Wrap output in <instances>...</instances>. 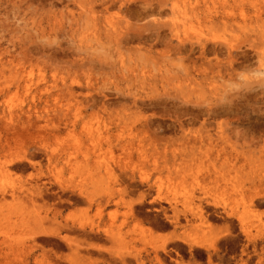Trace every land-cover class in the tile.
<instances>
[{
  "label": "rangeland",
  "instance_id": "374dc122",
  "mask_svg": "<svg viewBox=\"0 0 264 264\" xmlns=\"http://www.w3.org/2000/svg\"><path fill=\"white\" fill-rule=\"evenodd\" d=\"M121 1L141 11L145 0H0V136L5 145L0 165L34 153L29 159L40 171L25 161L28 170L0 168V189H14L23 199L27 184L47 179L41 174L47 172L46 155L36 150L44 141L49 151L70 161L60 165L57 179L50 177L55 182L50 188L62 194V185L68 198L82 193L95 199L92 205L66 204L55 216L58 201L22 203L12 202L10 193L5 200L0 196V264H35L36 258L42 264H72L76 255L61 238L44 234L34 239V232L73 222L84 224L86 231L103 230L100 235L88 231L86 243L98 250H81L83 264H204L195 257L186 260L185 246L201 250L206 264H264V205L251 203L256 193H264V0H147L166 5L162 14L142 19L125 13V7L120 10ZM227 14L232 20L226 27ZM186 17L192 19L186 27L194 40L239 47L251 64L225 66L226 55L210 54L213 63L222 58V76L206 78L192 70L195 80L186 88L161 77L166 68H178L174 46L147 39L127 44L122 39L119 45L120 36L115 38L120 31L134 35L145 24L151 26L144 36L151 37L158 29L155 19L169 23L159 28L161 38L170 36L174 22L185 37L179 22ZM186 109L192 116L202 114L188 120ZM28 111L40 128L12 136L9 129H20ZM148 118L161 127L146 126ZM179 120L185 134L197 137L195 143L182 142ZM90 129L100 133L95 143ZM47 130L52 136L45 141L41 136ZM163 207L178 216L180 226L165 219ZM200 208L222 214L225 208L230 215L226 220L209 215L200 222L193 217ZM185 217L192 221L185 223ZM61 235L75 244L81 239L65 229Z\"/></svg>",
  "mask_w": 264,
  "mask_h": 264
},
{
  "label": "bare ground",
  "instance_id": "6f19581e",
  "mask_svg": "<svg viewBox=\"0 0 264 264\" xmlns=\"http://www.w3.org/2000/svg\"><path fill=\"white\" fill-rule=\"evenodd\" d=\"M123 1H121L120 3H122ZM124 4H120L119 5V9L120 10H122L124 7H125V9H124V11H125V13H128L130 16H132L133 18H135V19H142V18H144V16H147V15H150V14H152V13H157V14H162L163 13V11L162 10H164V9H162L165 5H166V2H164V1H161V4H159V6H153V4L151 3V2H149V1H147V0H145L143 3V5H144V7H143V10H141V11H135V9L134 8H132L130 5H127L125 2H123ZM123 11V10H122ZM187 16V15H186ZM227 23H223L224 25H226V27L227 26H229L228 24V22L229 21H231L232 19L228 16V14H227ZM156 21V25H157V27H158V29H155L154 30V32H153V35H152V33H151V37H150V34H149V36L147 35V37H145L144 36V34L145 33H143L144 31H148L149 30V26H151V25H148V24H143L144 26H140V27H138L137 29H134L135 31H134V35H130L129 34V32L128 31H126V32H123V31H120V32H118V33H116L115 34V38H117L118 36H120L116 41L118 42V44L119 45H122L121 44V40L122 39H124L123 40V44L125 43V44H127V43H129V41H133V40H135V39H137L138 41H139V43H143L144 42V39H147V40H150V41H154V40H156L158 43H161V44H163L164 45V47H173L174 46V54H175V56H176V64L178 65L177 67V70H175V69H172V70H170V69H168V68H166L164 71H163V74H161V77H162V79H165L166 81H171V82H177L178 84H180V86L181 85H185L184 87H189L190 85H191V83L193 82L194 83V81L193 80H195V79H193V78H195V76H194V74H192L191 73V71L192 70H194V73H203L204 75H205V77L206 78H208L207 76H209V75H211V74H215V76L216 75H220L221 74V72H222V68L220 67L221 65H222V62H221V60H222V58H219V59H221L220 61H214L215 63H213L210 59V57L212 56V55H216L217 57L219 56V54H224V55H226V62L224 63L225 64V66H230V67H232L233 66V63H238V64H241V65H246V64H251V59H250V57H249V54L245 51V50H241L239 47H236V48H234V45H228V44H225V43H223V42H215V40L213 39L212 41H210V40H206V41H204V40H202V39H196V40H194L193 38H192V36L190 35V34H188L189 32H188V30H187V24L189 23V21H191V20H189V18H185L184 19V21L183 20H181L180 22H179V25L181 26V29H182V26L184 27L181 31H182V33L184 34V36L185 37H182V36H180L179 34V32H180V30L178 29L177 30V27H176V23L174 22V23H171V26H170V36L169 37H165V36H163V38H161V32L159 31V28L160 27H162V26H166V25H169V23H166V22H160V20L159 19H155ZM211 20H213V19H211ZM233 25V24H232ZM151 29V28H150ZM179 33V34H178ZM147 34H148V32H147ZM122 36V37H121ZM120 39V40H119ZM174 39H176V44L175 45H173L174 43H173V40ZM146 41V40H145ZM157 42H156V44H157ZM249 43V42H248ZM252 43H254V42H252ZM155 43H153V44H151L150 45V48H153L154 47V45H156ZM255 44V43H254ZM246 45V44H245ZM235 46H238V45H235ZM248 46V45H247ZM246 46V47H247ZM256 45H251V44H249V46H248V48L250 47L251 49H253V50H255L256 48ZM245 47V46H244ZM245 47V48H246ZM244 48V49H245ZM249 48V49H250ZM138 49V48H137ZM235 49H237L236 51H234ZM248 49V50H249ZM250 49V50H251ZM224 50V51H223ZM138 51V50H137ZM255 51H257V50H255ZM150 52H152L151 50H150ZM254 52V51H253ZM259 52V51H258ZM250 53V52H249ZM211 54V56L209 57V55ZM250 54H252V53H250ZM256 56H258L259 55V53H254ZM251 56V55H250ZM260 56V55H259ZM186 57L187 58V60L189 61L188 63H191V64H193L194 65V67L193 66H191V68H188L185 64H184V58ZM222 57V56H221ZM213 58H215L216 59V57H214L213 56ZM251 58H252V56H251ZM260 60V59H259ZM197 63H199V65L197 64ZM181 66V67H180ZM198 68H200V70L198 69ZM194 76V77H193ZM221 76H222V74H221ZM220 76V77H221ZM212 77H214V76H212ZM170 83V82H169ZM176 84V83H175ZM28 85H26V87H27ZM30 87V86H29ZM28 87V88H29ZM183 87V86H182ZM183 87V88H184ZM190 88H192V87H190ZM189 89V88H188ZM183 90V89H182ZM39 97H40V95H39ZM41 98V97H40ZM133 102V104H135V106H137L138 105V102L136 101V100H133L132 101ZM141 103V102H140ZM141 105H146L145 103H141ZM149 105H151V104H149ZM155 105H157V104H155ZM166 105H164V107H165ZM174 112H178V108H174ZM181 111V110H180ZM187 111V113H186V115L188 116V115H191V117L190 118H188V120H192V119H195V118H197L200 114H202L201 112H198V114H195V115H193L192 116V114H190V113H193L192 111H189V109L187 110H183L182 112H186ZM3 113H5V111L3 110ZM200 113V114H199ZM30 114V111H28V113L26 114L27 115V117L26 118H24L23 120H22V125H20V129L19 128H15V126H14V128H11V129H9V131L8 132H11V134H12V136H23V135H21L20 133H22L23 134V132H21L22 131V129L23 130H26V129H30L29 127H38V128H40L38 125H37V121H33L32 119H31V116L29 115ZM47 114V113H46ZM43 116V115H42ZM46 116V115H45ZM54 116H56V115H54ZM37 117H39V116H37ZM44 117V116H43ZM43 120V119H42ZM51 120H52V118H51ZM188 120H186V121H188ZM155 123H157V128L159 129L160 127H161V122H158V121H156V120H154V119H151V118H148V119H146V126H153ZM44 124V123H43ZM46 124H47V122H46ZM48 125V124H47ZM22 127V128H21ZM56 127V126H55ZM179 127L181 128V130L184 132V133H181V140H182V142H184L185 144L186 143H192V142H194L195 143V141L197 140V137H195V136H190L189 134H185V129H184V123H183V120L182 121H180L179 120ZM93 128H94V126H93ZM49 130H50V128H49ZM93 130H95V129H93ZM93 130H89V134H90V136H89V139H90V141L92 142V143H95L96 141H98L97 139H99L100 138V133L99 134H94L93 133ZM101 130V129H100ZM28 131V130H27ZM46 130H38V133H40V132H45ZM97 131H98V129H97ZM35 132V131H34ZM50 132H52V130L50 131ZM50 132H48V130H47V132H46V134H43L41 137H42V139L44 140L45 139V141L46 140H49V139H51V136H52V134L50 133ZM48 133H50V136L48 135ZM19 134V135H18ZM31 134V133H30ZM36 134V133H35ZM34 135V134H33ZM191 135H192V133H191ZM194 135V134H193ZM28 136H29V134H28ZM31 137H33V136H31ZM35 137V136H34ZM33 137V138H34ZM15 138V137H14ZM21 138V137H20ZM20 138L18 137V138H16V139H19L20 140ZM24 138H25V136H24ZM57 138V137H56ZM8 139V138H7ZM7 139H4V140H6V141H8L9 142V140H7ZM32 139V138H31ZM29 140V139H28ZM33 140V139H32ZM60 139H57V141H59ZM17 141V140H16ZM15 141V142H16ZM26 141V140H25ZM34 141H35V138H34ZM63 141V143L66 141L65 140V138H64V140H62ZM20 142H22L21 140H20ZM55 142V141H54ZM11 144V143H10ZM42 145L40 146V147H38L36 150H38V151H40V152H42V153H44L45 155V158H47V160L46 161H48V166H47V168H45L46 170H47V172L45 173L44 171L42 172L41 171V174L43 173V175H45V176H43V177H47V179L46 180H37L38 182H36L35 184H31V186H28V184H27V186L25 187L24 185H23V187H25V189H24V192L23 193H26V192H28L27 193V195L23 198V199H20V195H17V193H16V190H12V191H10V192H8L9 190L7 189V191L6 190H4V189H0V196H2V200H5V195L7 194V193H10V196L12 197V202L13 201H20V202H22V203H25V202H23V200H26V199H29L30 201H31V203H36V201H38L39 199H41V200H46V201H48V200H53V201H58V203H57V205H59V206H61V208H55V211H54V215L55 216H57V215H60L61 213H62V208L63 207H66L65 205L67 204V205H74V204H77V203H82V202H85V203H88L89 205H92L93 204V200H95V199H91V198H89L88 196H84L82 193H80L79 195H78V197L77 198H74L73 197V195L74 194H72V197L70 198V196L71 195H69V198H68V194H66L65 195V187L64 186H62L61 184V186H60V188L59 189H61V190H59V191H62V194L61 193H59L58 191H55V190H52L51 188H50V186L49 185H52V184H54L55 185V182L53 183V179H57V175L56 174H60V172H62L63 171V166H60L61 164H63V165H66V164H69L70 163V161H69V159L67 158V159H65V157L64 156H56V154L53 152V150H51V151H49L48 150V146H46V144H44V141H43V143H41ZM43 144H44V146H43ZM65 144V143H64ZM7 145V144H6ZM4 143L1 141V136H0V151H2V149H4ZM8 146V145H7ZM10 146V145H9ZM37 147V146H36ZM8 148V147H7ZM10 148H12V147H10ZM10 151V150H9ZM65 151V150H64ZM3 152H4V150H3ZM6 152V151H5ZM8 154V153H7ZM34 154V153H33ZM33 154H32V156H33ZM2 155H3V153H2ZM9 156H10V154H9ZM31 156V155H30ZM30 156H28V154H24L23 156H17L16 157V159L14 158V159H6L7 161L4 163V164H2V165H0V168L1 169H3V170H5L6 171V173L8 172V170H9V167H10V169H16V170H20V171H23V170H25L26 169V167L29 165V167L31 166V167H33L34 166V168H35V164H36V162L35 161H33L31 158L29 159V157ZM31 156V157H32ZM6 157V156H5ZM22 161H25V163H27L28 165H26V164H23V162ZM27 161V162H26ZM111 162V161H110ZM40 164V163H39ZM38 163H37V166L39 165ZM46 164V163H45ZM112 165V164H111ZM36 166V167H37ZM40 166V165H39ZM103 166H105V165H103ZM113 166V165H112ZM39 168V167H38ZM55 168H60V169H58V170H56V172H54L53 171V169H55ZM72 168H74V167H72ZM71 168V169H72ZM114 168V167H113ZM39 169H41V168H39ZM27 170H28V167H27ZM35 171L37 170V168H35L34 169ZM42 170V169H41ZM104 170H106L105 168H104ZM37 171H39V170H37ZM74 171H76L75 170V168H74ZM107 171V170H106ZM109 171H111V170H109ZM40 172V171H39ZM72 172V171H71ZM112 172V171H111ZM2 173H4V171H2ZM1 172H0V175L2 174ZM35 173V172H34ZM38 173V172H37ZM76 173V172H75ZM36 174V173H35ZM39 174V173H38ZM72 174V173H71ZM106 174H110L109 172L108 173H106ZM5 175V174H4ZM7 175V174H6ZM37 175V174H36ZM1 176H3V175H1ZM0 176V177H1ZM30 176V175H29ZM42 176H41V178H42ZM53 177V179H51L50 177ZM62 176V175H61ZM4 177V176H3ZM7 177H8V175H7ZM34 178V177H33ZM37 178V177H36ZM102 178V177H101ZM30 179H31V177H30ZM35 179V178H34ZM33 179V180H34ZM42 179H44V178H42ZM65 178H63V181H65L64 180ZM1 180V179H0ZM28 180V179H27ZM70 180V179H69ZM101 180V179H100ZM29 181V180H28ZM41 181V182H40ZM52 181V182H51ZM57 181H59V180H57ZM62 181V180H61ZM67 181V180H66ZM65 181V182H66ZM10 182V181H9ZM22 182H23V180H22ZM144 182V180H141L140 181V183H143ZM11 183V182H10ZM9 183V184H10ZM20 183V182H19ZM26 182L24 181V184H25ZM28 183V182H27ZM29 183H31L30 181H29ZM68 183H69V181H68ZM68 183H67V185H68ZM83 183V182H82ZM103 183H104V181H103ZM107 183V182H106ZM21 184V183H20ZM23 184V183H22ZM21 184V185H22ZM86 184V183H85ZM98 184V183H97ZM10 185H12V184H10ZM30 185V184H29ZM54 185H52V186H54ZM59 185V184H58ZM75 186H77L76 184H74ZM105 185H108V184H105ZM104 185V187H106ZM13 186V185H12ZM17 186H18V184H17ZM17 186H15V187H17ZM14 187V186H13ZM19 187H21V186H19ZM57 187L58 186H56V188H54V189H57ZM70 187V186H69ZM69 187H68V189H69ZM148 187L149 188H151V186H149L148 185ZM9 188H10V186H9ZM22 188V187H21ZM53 188V187H52ZM76 188V187H75ZM98 188H99V186H98ZM133 188H136V187H133ZM70 189H71V187H70ZM73 189H74V187H73ZM82 189V188H81ZM21 190V189H20ZM72 190V189H71ZM79 190V189H78ZM96 190V189H95ZM98 190V189H97ZM103 190V189H102ZM23 191V190H22ZM84 191V190H83ZM158 191H160V188L158 187ZM19 192V191H18ZM30 192V193H29ZM65 192V193H64ZM73 192V191H72ZM78 192V191H77ZM79 192H82V191H79ZM20 193V192H19ZM78 194V193H77ZM110 194V193H109ZM146 195L147 194H144L143 196L144 197H146ZM75 196H76V193H75ZM97 196V195H96ZM144 197H142L141 199H142V201H143V198ZM158 198L159 199H162V197L159 195L158 196ZM38 199V200H37ZM1 200V201H2ZM108 200V199H107ZM106 200V203H109V202H111V201H107ZM154 201V200H153ZM152 201V202H153ZM113 202V201H112ZM121 202V201H120ZM19 203V202H18ZM115 203V205H118L119 204V201H115L114 202ZM251 203H252V205H254L255 203L256 204H260V205H264V193H256L255 194V197H253L252 199H251ZM52 204H54V203H52ZM1 206V205H0ZM4 206V205H3ZM54 206H56V204H54ZM68 207V206H67ZM169 207H172L173 208V211L175 210L174 209V207H173V204L171 203V201H169ZM52 208V207H51ZM223 210H224V212H225V214H222V213H220V211H217L216 209H213V210H203V208H200V209H198V211H197V213L196 214H193V217L194 218H197V220L198 219H200V222H202V220H205V221H207V218L209 217V215H211V216H214V217H218V218H222V219H224V220H226V216H229L230 214H229V212L228 211H226V209L225 208H222ZM163 210H164V214H165V219L170 223V224H173L174 225V227H178V226H180V219L178 218V216L177 215H170V214H167V207H163ZM176 211V210H175ZM24 212V211H23ZM28 214V213H27ZM30 216H31V214H30ZM28 217V215L25 217V219ZM186 219H185V223H190L191 221H192V219L191 218H187V217H185ZM30 219H31V217H30ZM33 219V218H32ZM32 219H31V221H32ZM237 219L241 222V217H238L237 216ZM27 221H30V220H28V219H26ZM30 221V222H31ZM142 223H143V221H141ZM239 222V223H240ZM74 224H76L75 222H73ZM74 224H69V223H66L65 225H63L62 227H60V228H58V230H53L52 232L50 231L51 229L49 228V230H44V228H42V230H38V232L36 231V232H34L35 233V235H34V239H36V237H38V236H41V235H44V234H50V236L52 235L53 237H55L56 236V238L57 237H59V238H61L62 239V241H64V244L66 245V246H68L69 247V249L72 251V252H74L73 254L74 255H76V259L74 260V259H72V257H71V260H69L72 264H83V263H86L84 260H83V257H84V254L83 255H81L82 254V252L80 253V251L81 250H83L84 251V249L85 250H87V249H92V248H96V247H98V245L96 246V245H93V244H91V243H86V241H85V238L87 237V236H89V232H91L92 234H96V235H100V234H102V232H103V230H101V229H99L98 227H90L89 228V232L88 231H86L87 230V228L85 227V225L84 224H77L78 226H76V225H74ZM169 224V225H170ZM172 225V226H173ZM149 228H151V227H149ZM149 228H148V230H149ZM62 229H65L66 231H68V232H74L75 234H77V236L79 235L80 237H81V239H80V241L79 242H77V241H75L76 242V244L74 243V242H72L71 241V239L69 238V237H66V236H64V235H61V230ZM177 231V230H176ZM145 232V231H144ZM38 235V236H37ZM83 235V236H82ZM45 236V235H44ZM84 238V239H83ZM35 246H38V245H35ZM90 247H92V248H90ZM96 250H98L97 248H96ZM85 252V251H84ZM86 252H88V251H86ZM79 254H80V256H79ZM70 255H71V253H70ZM73 255V256H74ZM72 256V255H71ZM79 256V257H78ZM81 256H83V257H81ZM75 257V256H74ZM60 259H62V258H60ZM57 260V259H56ZM68 260H66V261H68ZM52 261V260H51ZM34 263L35 264H42L43 263V261L42 260H37V258L34 260ZM52 263V262H51ZM54 264H61V263H54Z\"/></svg>",
  "mask_w": 264,
  "mask_h": 264
},
{
  "label": "snow or ice",
  "instance_id": "6c2138e0",
  "mask_svg": "<svg viewBox=\"0 0 264 264\" xmlns=\"http://www.w3.org/2000/svg\"><path fill=\"white\" fill-rule=\"evenodd\" d=\"M165 227L167 228L168 225H165ZM183 252H184V258L186 260L195 257L198 260L204 262V264H206V260L207 257L206 255L201 251V250H189L186 246L183 248ZM165 261H167V257H165Z\"/></svg>",
  "mask_w": 264,
  "mask_h": 264
}]
</instances>
